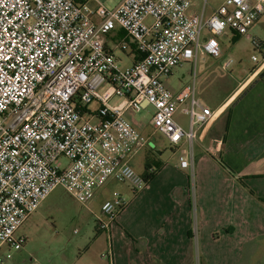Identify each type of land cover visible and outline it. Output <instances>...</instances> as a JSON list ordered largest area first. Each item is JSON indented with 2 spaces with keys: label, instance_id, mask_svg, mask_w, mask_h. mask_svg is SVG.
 <instances>
[{
  "label": "built area",
  "instance_id": "obj_1",
  "mask_svg": "<svg viewBox=\"0 0 264 264\" xmlns=\"http://www.w3.org/2000/svg\"><path fill=\"white\" fill-rule=\"evenodd\" d=\"M207 4L195 11L193 0H121L114 7L0 0V264H13L27 241L20 227L57 186L86 205L111 182L133 194L147 185L131 160L151 137L125 117L129 109L153 107L154 131L180 151L181 167L194 169V142L215 116L196 94L199 57L221 55L218 36L226 29L264 49L249 33L264 0H222L210 14ZM116 27L139 54L124 68L114 50L129 49L126 38L105 42ZM186 61L195 66L193 83L172 91L162 78ZM115 96L121 100L112 104ZM178 111L188 117L187 129ZM127 204L113 190L101 204V224L111 226ZM103 257L112 261L111 246Z\"/></svg>",
  "mask_w": 264,
  "mask_h": 264
},
{
  "label": "crops",
  "instance_id": "obj_2",
  "mask_svg": "<svg viewBox=\"0 0 264 264\" xmlns=\"http://www.w3.org/2000/svg\"><path fill=\"white\" fill-rule=\"evenodd\" d=\"M110 2L90 0V5L114 7L121 0ZM226 30L235 39L250 40ZM123 38L129 49L114 50V55L119 65L125 61L116 52L126 54L127 67L139 54L126 32L116 27L105 42L113 46ZM261 52L260 62L223 98L213 105L205 100L215 116L199 131L193 170L180 166L179 150L171 147L177 160L170 163L160 157L162 150L150 146L152 141L145 146L156 153L155 159L144 161L145 168L155 163L158 171L132 194L111 224L116 237L110 245L112 261L81 255L72 264H248L254 254H264V49ZM183 115L178 111L177 121ZM17 253L13 264H21Z\"/></svg>",
  "mask_w": 264,
  "mask_h": 264
},
{
  "label": "rangeland",
  "instance_id": "obj_3",
  "mask_svg": "<svg viewBox=\"0 0 264 264\" xmlns=\"http://www.w3.org/2000/svg\"><path fill=\"white\" fill-rule=\"evenodd\" d=\"M116 1L111 0L110 3H116ZM204 1L193 0L192 9L199 11ZM220 2L221 0H208L206 13L208 14L211 8L218 6ZM204 33L207 34V31ZM229 33V30H225L222 35L218 36L221 46L219 57L204 55L198 59L196 94L204 101L207 100L210 105L223 98L238 80L257 65L262 58L261 50L253 44L252 39L248 40L244 37L235 39ZM249 33L252 38H256L264 46V12L254 21ZM116 55L125 61V63H119L120 67L124 68L129 63L128 57L120 51L116 52ZM253 56L258 59L254 60ZM226 59H232L233 62L227 68H223L222 64ZM194 71V63L186 61L175 66L172 73L162 79L172 91L179 90L183 86L193 83ZM106 87L107 84L102 85L99 91L103 92ZM120 100V96H115L111 99V103L117 104ZM97 107L96 101H93L89 106L90 109ZM153 111V107L142 111L129 109L126 111L125 117L145 135H150L152 141L150 146H156L162 150L160 156L162 160L175 163L177 157L172 159L173 149L169 141L154 131L151 123ZM178 121L184 128H188L187 116H180ZM155 157L154 151L151 153L148 148H145L132 158L131 163L138 172L142 173L145 168L144 161H152ZM61 162L66 164L68 160L63 157ZM154 166H156L155 163ZM190 180L191 190H193V175L190 176ZM113 190H124L128 202L133 194L126 184L115 181L106 188L99 190L95 195V200L93 198L86 205H82L64 186H57L38 210L20 227L18 232L26 236L27 241L22 249L18 253L16 252L21 256L19 262L21 264H72L81 255L93 256L94 258L103 257L101 253L107 251L116 237L111 226H103L98 216L101 211V201L109 198ZM251 257L253 261L248 264H264L262 262L264 254L256 253ZM8 262L6 261L7 264Z\"/></svg>",
  "mask_w": 264,
  "mask_h": 264
},
{
  "label": "trees",
  "instance_id": "obj_4",
  "mask_svg": "<svg viewBox=\"0 0 264 264\" xmlns=\"http://www.w3.org/2000/svg\"><path fill=\"white\" fill-rule=\"evenodd\" d=\"M157 166V165H156ZM150 163L146 164L145 171L143 172L144 177L146 178L147 183L150 181V179L156 174L158 171V166L156 167Z\"/></svg>",
  "mask_w": 264,
  "mask_h": 264
}]
</instances>
